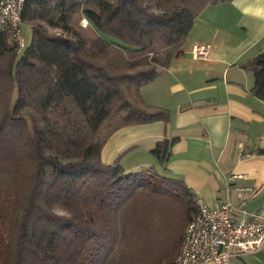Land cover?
I'll use <instances>...</instances> for the list:
<instances>
[{
    "label": "trees",
    "instance_id": "trees-1",
    "mask_svg": "<svg viewBox=\"0 0 264 264\" xmlns=\"http://www.w3.org/2000/svg\"><path fill=\"white\" fill-rule=\"evenodd\" d=\"M226 1L26 0L30 42L16 52L0 32V264H174L197 196L153 166L104 163L100 151L122 126L169 121L140 89L204 7ZM240 64L264 100V52ZM171 145L152 153L163 163Z\"/></svg>",
    "mask_w": 264,
    "mask_h": 264
},
{
    "label": "crops",
    "instance_id": "crops-1",
    "mask_svg": "<svg viewBox=\"0 0 264 264\" xmlns=\"http://www.w3.org/2000/svg\"><path fill=\"white\" fill-rule=\"evenodd\" d=\"M197 44L210 46L205 58L194 55ZM258 52H264V0L204 7L181 51L140 89L145 103L169 111V121L120 127L104 143L101 161L118 159L126 171L153 166L209 206L228 198L235 220L264 217V154L258 153L264 100L251 93L253 74L240 64ZM164 139L172 145L161 163L152 148ZM231 264H264V246Z\"/></svg>",
    "mask_w": 264,
    "mask_h": 264
},
{
    "label": "built area",
    "instance_id": "built-area-1",
    "mask_svg": "<svg viewBox=\"0 0 264 264\" xmlns=\"http://www.w3.org/2000/svg\"><path fill=\"white\" fill-rule=\"evenodd\" d=\"M25 2L0 0V32L8 31L16 52L25 46L21 31ZM80 23L85 26L87 20L81 17ZM209 50L208 44L193 46L194 55L202 58ZM196 206V215L185 227L174 264H231L233 257L264 246V217L252 214L251 219L235 220L228 198L209 206L197 197Z\"/></svg>",
    "mask_w": 264,
    "mask_h": 264
},
{
    "label": "rangeland",
    "instance_id": "rangeland-1",
    "mask_svg": "<svg viewBox=\"0 0 264 264\" xmlns=\"http://www.w3.org/2000/svg\"><path fill=\"white\" fill-rule=\"evenodd\" d=\"M81 19V18H80ZM80 19H79V24L81 25L80 23ZM74 22L78 25V16H75V19H74ZM86 33H92V29L90 28H82ZM21 31H22V36H23V40H24V44L25 46L30 42V39H31V27L29 26V24L27 23H23L21 24ZM51 31H54V32H60L59 29H53ZM147 207H148V203L147 202H144ZM161 227V226H160ZM162 228V227H161Z\"/></svg>",
    "mask_w": 264,
    "mask_h": 264
}]
</instances>
